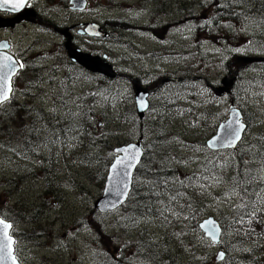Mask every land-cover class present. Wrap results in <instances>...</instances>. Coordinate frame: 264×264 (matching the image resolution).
I'll use <instances>...</instances> for the list:
<instances>
[{
	"label": "rangeland",
	"instance_id": "obj_1",
	"mask_svg": "<svg viewBox=\"0 0 264 264\" xmlns=\"http://www.w3.org/2000/svg\"><path fill=\"white\" fill-rule=\"evenodd\" d=\"M70 1L36 0V23L0 29V42L23 65L13 98L0 106V213L11 207L16 217L19 260L105 264L124 255L132 264H264V235L251 243L225 232L217 244L200 228L240 199L238 165L253 168L262 184L255 195L264 217V61L248 59L264 58V14L253 10L231 25L236 8L215 18L202 13L201 1L214 0H85L73 9ZM235 2L264 11V0ZM67 44L114 76L72 61ZM139 88L148 91L143 118ZM232 104L248 123L243 140L212 150L207 142ZM132 142L171 172L161 183L173 186L157 185L149 198L132 194L102 213L95 202L114 150ZM139 180L141 187L157 182L135 172L133 191ZM25 212L42 218L31 223ZM30 230L42 231L43 243L27 239Z\"/></svg>",
	"mask_w": 264,
	"mask_h": 264
},
{
	"label": "trees",
	"instance_id": "obj_2",
	"mask_svg": "<svg viewBox=\"0 0 264 264\" xmlns=\"http://www.w3.org/2000/svg\"><path fill=\"white\" fill-rule=\"evenodd\" d=\"M235 1L236 0H214V2L210 4V6L208 7L205 6L206 4L203 3L204 1H201L204 6V9L202 8L201 10H202V13L210 10L215 18L217 15L221 17L223 14L229 12L230 9L234 11V9L236 8L239 10V12L236 14L233 12V15H232L233 21L230 22L231 25H234L238 21H241L242 16L244 15L249 16V12L253 10H260L259 14H264V11L260 7L259 3H258V7H259L258 9L256 8V9L246 10L245 5H243L242 7L240 4L236 3ZM192 11L193 10H189V12H192ZM30 151L35 152L34 147H32ZM37 153L40 154L39 152ZM37 153H36V156H38ZM149 165L152 166L151 170H149L148 168ZM253 171H254L253 168L244 169L243 165H238V173H240L238 184L240 185L241 197L240 199L237 200L236 204L232 208L231 213L227 215L225 214L223 218L219 221V224L223 230L222 236H225V232L231 233L233 236V239L235 238L240 239L241 237H243V235H245L251 239V243L253 242V238L256 237L257 235H260V237L264 235V217L262 214L260 215L259 213L260 208H259V205H257V200H256V198L258 197V194H256L257 196L255 195V193H257V191L259 190L258 189L259 185L257 188V184H260V185L262 184L260 183V181L254 182L255 173ZM169 173L171 172H168V170L164 172L160 170V168L155 165L154 159L148 157V152H146L142 158L141 163L138 165L136 169V175L137 177L143 180L147 179L148 181H157V182L155 184L148 183L146 186L141 187V181L139 180V182H137L138 187H136L137 185L134 186V191L132 188L130 197L133 193V195L138 196V197L149 198L150 196L154 194L158 195V192L155 189L157 185L158 186L159 185L173 186L171 182L161 183V179L165 180V178H167L166 174H169ZM143 190L145 192L149 191V194L142 193ZM252 208L256 209L255 215H251V216L244 215L245 212H250ZM8 210H9V213H7L6 217L3 215V213H0V215L4 217L5 219L11 221L13 225L15 226V224L17 223H16V217L12 213L13 210L11 207H9ZM26 213L28 212H25L22 214L26 217L25 219L31 223H37L42 218V217L37 218L36 214H33L31 216H26ZM241 217H242V222H241ZM37 226L38 224H34L32 228H36ZM25 234L27 235V239L31 240L34 243H37V242L43 243L41 241V237L46 236L45 234H42V231L37 233L32 230H30L28 233H25ZM145 244L148 248L153 246L150 244V241H146ZM150 249L152 251L153 256H155L157 254V250L154 248H150ZM165 254H168V252ZM56 260L57 259H55V261L47 260V263L48 264H60L59 261H56ZM105 264H132V263L124 255H120V256H116L115 259H108L107 262H105Z\"/></svg>",
	"mask_w": 264,
	"mask_h": 264
},
{
	"label": "water",
	"instance_id": "obj_3",
	"mask_svg": "<svg viewBox=\"0 0 264 264\" xmlns=\"http://www.w3.org/2000/svg\"><path fill=\"white\" fill-rule=\"evenodd\" d=\"M29 1V0H28ZM74 5H73V8H80L79 5L83 2L85 3V0H72L71 1ZM84 6V4H83ZM0 11H5V10H0ZM8 12H11V11H8ZM20 11L18 12H12V13H19ZM22 17H18V21L21 20ZM11 20H6V19H3L0 17V28H7L9 26H14L15 25V22H10ZM95 26L93 24H88V32L90 34H94L95 32H93V28ZM97 29V27H96ZM93 32V33H92ZM0 44H7L8 47L6 49L4 48H0V53H5L9 56H11L13 58L14 61H17L16 57L9 52V44L7 41H1ZM67 48L69 50V54H70V57L72 59V61H75V62H79L80 64L84 65L85 67L89 68L90 70L92 71H97V72H101L107 76H114V73L111 69V67L109 66H106V67H96L94 68L93 65H91L88 61H86V59H89V56L86 55V54H83V52H81L80 49H72L70 48L69 44H67ZM87 57V58H86ZM249 61H263L262 58H248ZM20 64V63H19ZM110 68V69H109ZM21 70V67L17 66V69L15 71V74L13 75L12 79H11V87L13 89V79L14 77L18 74V72ZM229 84V83H225V86ZM231 84V83H230ZM229 84V85H230ZM226 89V87L222 86L221 88H218L216 89V93L218 95H221L223 93V91ZM13 93V91H12ZM12 93L10 94V98L12 96ZM148 91L146 89H143V88H139L138 89V93H137V97H136V103H137V110H138V115L140 118H143L144 117V114L146 113L148 107H149V101H148ZM239 114V119L241 121V123L245 124L246 128L245 130L247 129V124L243 121V113L242 111L237 108L234 104L231 105V108H230V113H229V117L221 123V125L219 126L218 128V131L217 133L211 138L208 140L207 144L209 146L210 149L212 150H222V149H234V148H228V147H224V148H221L219 147V142H218V137L222 136L223 135V127L224 126H227L228 123L230 121H233L235 119V114ZM244 133L245 131L242 133V136H241V140L237 143L236 147L238 146V144L242 141L243 139V136H244ZM129 145H136L137 148L140 150V157H139V160L138 162L136 163V166L131 169V177L129 178L130 179V185H129V195H130V192H131V189H132V184H133V178H134V174H135V171H136V168L138 167L139 163L141 162L142 158H143V155H144V150L142 148V145L140 143H131V144H128V145H123V146H120L118 148L115 149V152H116V156L112 162V164L110 165V168H109V171H108V175H107V178H106V182H105V187H104V191H103V195L95 202V207L102 213H106V212H109V211H113V210H116L118 209L119 207H121L129 198V195L128 197L126 198H123V197H117L115 195V192L117 191V189L121 186V183H122V177L116 175L113 171H112V166L113 164L115 163V160L118 158V157H122L123 156V153H119L117 152L116 150L117 149H121V148H124V147H127ZM210 145H214V146H210ZM123 200L122 203H117L115 207H113V202L114 201H118V200ZM0 219H3L2 217H0ZM4 220V219H3ZM214 221V225H208L206 224V221ZM6 223H9L12 225L11 222L9 221H6L4 220ZM201 225H205V227H201L202 231L205 233V235L207 237H209L211 240H212V237L209 235V232L215 228L217 231H216V236H217V240L215 243H219L220 242V239H221V235H222V228L219 224V222L214 218V217H210L208 219H205L201 224ZM9 236L12 238V245H11V252H12V255L15 257V264H23L21 263L15 256V238L11 235V229H9ZM213 241V240H212ZM223 254V258H224V253L221 252ZM221 253H220V256L217 258L219 260H221ZM0 257H3V260H2V264H13V261L10 257H8L6 255V253H0ZM222 258V259H223Z\"/></svg>",
	"mask_w": 264,
	"mask_h": 264
},
{
	"label": "snow or ice",
	"instance_id": "obj_4",
	"mask_svg": "<svg viewBox=\"0 0 264 264\" xmlns=\"http://www.w3.org/2000/svg\"><path fill=\"white\" fill-rule=\"evenodd\" d=\"M28 0H0V10L18 12L26 7H29ZM8 47L7 44H0V48L6 49ZM17 66L23 67L22 64H19L18 61H14L13 58L5 53H0V104L8 101L10 99V94L13 89L11 87V79L15 74ZM65 103H67L65 101ZM69 115L74 116L75 114L69 113ZM245 124L241 123L239 119V114H235V119L230 121L227 126L223 127V135L218 137L219 147L224 148H235L237 143L241 140L242 133L245 131ZM71 130V129H69ZM214 146V145H210ZM119 153H123L122 157H118L115 160V163L112 166V171L122 177L121 186L115 192L117 197L126 198L129 195V185H130V177L132 175L131 169L136 166V163L140 157V150L136 145H129L127 147L117 149ZM227 166V162L225 165ZM207 179V177H205ZM218 179V178H216ZM235 180V178H234ZM239 181H237V184ZM172 199H175L173 197ZM123 200H118L113 202V207L116 206L117 203H122ZM256 209L252 208L250 212H245L244 215H255ZM161 215H163V210L161 211ZM242 222V217H241ZM214 221H206L208 225H214ZM200 227H205V225H201ZM12 228V225L6 223L3 219H0V253H6L8 257H10L15 264V257L11 252V245L13 243L12 238L9 236V229ZM216 229L213 228L209 235L212 237L213 242H216ZM223 258V254L221 253V259ZM3 257H0V264H2Z\"/></svg>",
	"mask_w": 264,
	"mask_h": 264
},
{
	"label": "flooded vegetation",
	"instance_id": "obj_5",
	"mask_svg": "<svg viewBox=\"0 0 264 264\" xmlns=\"http://www.w3.org/2000/svg\"><path fill=\"white\" fill-rule=\"evenodd\" d=\"M35 1L36 0H29L28 4L30 5L29 7H26L25 9L21 10L19 13H16V14H12V13H4V12H1L0 11V17L3 18V19H6V20H11L10 22H19L18 21V17H22L20 21L22 22H28L30 21L31 23H36L38 20V17H39V13L37 11V8L35 6ZM88 2V1H87ZM70 9H73L72 6H71V3L68 5ZM29 11V12H28ZM33 12V13H32ZM33 14V15H32ZM35 15V16H34ZM34 16V17H33ZM81 24H84V23H81ZM20 25V24H19ZM4 29V28H2ZM4 30H7V29H4ZM82 30V29H81ZM81 30L79 31V33L81 32ZM21 62V61H20ZM16 80H18V74L17 76L14 78V81H13V88L16 87L17 83H16ZM14 90V89H13ZM14 93V91H13Z\"/></svg>",
	"mask_w": 264,
	"mask_h": 264
},
{
	"label": "bare ground",
	"instance_id": "obj_6",
	"mask_svg": "<svg viewBox=\"0 0 264 264\" xmlns=\"http://www.w3.org/2000/svg\"><path fill=\"white\" fill-rule=\"evenodd\" d=\"M132 26H133V25H132ZM144 28H146V27H144ZM144 28H143V29H144ZM147 29H148V28H147ZM245 119H246V118H245ZM143 164H144V163H143ZM141 165H142V164H141ZM146 165H147V164H146ZM163 172H164V171H163ZM236 172H237V170H236ZM148 182H149V181H148ZM154 184H155V183H154ZM132 194H133V193H132ZM133 196H134V195H133ZM29 218H30V217H29ZM55 263H56V262H55Z\"/></svg>",
	"mask_w": 264,
	"mask_h": 264
}]
</instances>
